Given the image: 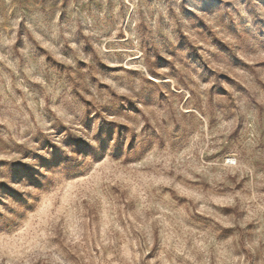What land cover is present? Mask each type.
<instances>
[{
  "label": "rangeland",
  "instance_id": "obj_1",
  "mask_svg": "<svg viewBox=\"0 0 264 264\" xmlns=\"http://www.w3.org/2000/svg\"><path fill=\"white\" fill-rule=\"evenodd\" d=\"M0 264H264V0H0Z\"/></svg>",
  "mask_w": 264,
  "mask_h": 264
}]
</instances>
